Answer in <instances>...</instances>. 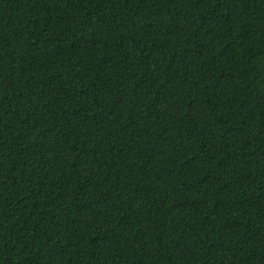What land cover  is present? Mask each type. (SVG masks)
Instances as JSON below:
<instances>
[{
	"label": "trees",
	"instance_id": "obj_1",
	"mask_svg": "<svg viewBox=\"0 0 264 264\" xmlns=\"http://www.w3.org/2000/svg\"><path fill=\"white\" fill-rule=\"evenodd\" d=\"M0 264H264V0H0Z\"/></svg>",
	"mask_w": 264,
	"mask_h": 264
}]
</instances>
